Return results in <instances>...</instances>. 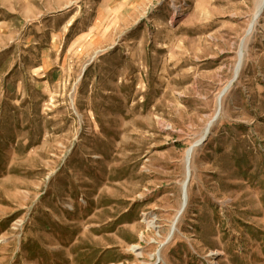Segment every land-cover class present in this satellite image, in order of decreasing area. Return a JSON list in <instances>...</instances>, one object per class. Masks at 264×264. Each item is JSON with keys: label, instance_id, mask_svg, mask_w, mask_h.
<instances>
[{"label": "rangeland", "instance_id": "1", "mask_svg": "<svg viewBox=\"0 0 264 264\" xmlns=\"http://www.w3.org/2000/svg\"><path fill=\"white\" fill-rule=\"evenodd\" d=\"M259 1L118 0L41 90L0 0V264H264Z\"/></svg>", "mask_w": 264, "mask_h": 264}, {"label": "crops", "instance_id": "2", "mask_svg": "<svg viewBox=\"0 0 264 264\" xmlns=\"http://www.w3.org/2000/svg\"><path fill=\"white\" fill-rule=\"evenodd\" d=\"M117 2L118 0H16L14 3L11 0L5 6V12L12 18L10 21L18 20L17 32L20 37L28 39L27 46L30 45V39L34 40L33 45L37 49L31 51L37 52L39 62L30 66L13 65L4 76L10 75L9 79L12 81L15 74L13 71L30 70L41 90L61 81L64 71L70 72L73 68V60L70 58L76 55L74 48L77 42L72 43L71 40L93 37L91 33L98 32V25L108 22L112 12L110 4L121 5ZM4 23L5 27L8 25V29L12 28L7 21ZM92 23L94 25L85 26ZM66 39L70 40L67 44Z\"/></svg>", "mask_w": 264, "mask_h": 264}, {"label": "bare ground", "instance_id": "3", "mask_svg": "<svg viewBox=\"0 0 264 264\" xmlns=\"http://www.w3.org/2000/svg\"><path fill=\"white\" fill-rule=\"evenodd\" d=\"M264 8V0H260L259 1V4H258V6H257V11H256V13H255V15H253L254 17H255V20H254V22L251 24V26L249 25V29H248V32H247V34L249 35L251 32H252V30H253V27H254V25H255V22H256V20H257V18H258V16H259V14H260V12H261V10ZM246 49V45H245V40L243 41V43H242V46H241V50L239 51V53H238V62H237V65H236V68H235V74H234V77L235 76H237L238 77V74H239V72H240V69H241V65H242V62H243V60H244V57H245V52H244V50ZM232 81H234V78H233V80ZM231 84V83H230ZM226 89H228V88H226ZM226 89H224V90H226ZM226 92V91H225ZM224 92V93H225ZM224 93H222L219 97H218V107H219V105H220V99H221V97L223 96V94ZM219 110H218V112L220 113V107L218 108ZM217 113V112H216ZM214 119V118H213ZM212 122V121H211ZM211 122H209V123H211ZM207 124V126H206V128H205V131H206V129H207V127L210 125V124ZM212 126V125H211ZM195 144V143H194ZM191 153H192V151H191ZM191 153H187V158L191 155ZM190 161V160H189ZM189 170H190V168H189ZM186 174H187V172H185V178H186ZM189 175H190V173H189ZM184 182H185V180H184ZM184 182H183V184H184ZM183 184H182V186H183ZM187 196V195H186ZM184 200V199H183ZM181 201V205H180V208H179V211L177 212V214H176V217H175V222L176 221H178V219L180 218V216L182 215V213H183V211L185 210V207L183 208V204H184V201ZM185 202L187 203V199L185 200ZM174 223V222H173ZM147 226L149 227V228H154V222H153V220H151V221H148L147 222ZM175 231V227H174V225L172 224V227H171V232H170V235H169V237H171L172 236V234H173V232ZM158 261H161V257L158 255V260L156 261V263H158Z\"/></svg>", "mask_w": 264, "mask_h": 264}, {"label": "water", "instance_id": "4", "mask_svg": "<svg viewBox=\"0 0 264 264\" xmlns=\"http://www.w3.org/2000/svg\"><path fill=\"white\" fill-rule=\"evenodd\" d=\"M237 79V76H235L234 77V81ZM219 110V109H218ZM218 115H219V112L217 111V113H216V115H215V117H214V119L212 120V122L211 123H209L210 125L207 127V129H206V131L204 132V134H203V137L198 141V142H196L195 144H193L188 150H187V152H186V159H185V162H186V172H187V174H186V178H185V182H184V184H183V186H182V196H181V198H182V200L184 201V204H183V208L184 207H186V202H185V200L187 199V185H188V183H189V180H190V175H189V173H190V170H189V157L187 158V153H191V151L193 150V148L194 147H196V146H200L201 144H203L204 143V141L206 140V138H207V136L209 135V131H210V128H211V125L213 124V122L215 121V120H217V118H218Z\"/></svg>", "mask_w": 264, "mask_h": 264}]
</instances>
